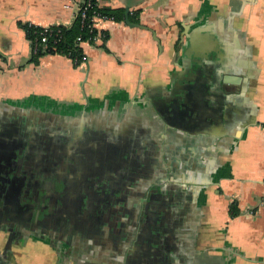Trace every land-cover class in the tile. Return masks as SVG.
<instances>
[{
  "label": "crops",
  "instance_id": "obj_1",
  "mask_svg": "<svg viewBox=\"0 0 264 264\" xmlns=\"http://www.w3.org/2000/svg\"><path fill=\"white\" fill-rule=\"evenodd\" d=\"M82 1L0 0V108L68 120V205L106 215L0 235V264H264V0L101 1L138 27L30 63L18 23L68 27Z\"/></svg>",
  "mask_w": 264,
  "mask_h": 264
},
{
  "label": "flooded vegetation",
  "instance_id": "obj_2",
  "mask_svg": "<svg viewBox=\"0 0 264 264\" xmlns=\"http://www.w3.org/2000/svg\"><path fill=\"white\" fill-rule=\"evenodd\" d=\"M67 121L46 112L0 108V235L6 250L29 234L53 230L56 222L68 224L70 233L88 234L105 218L104 208L68 205L65 188L71 181L62 178L73 168L65 159L72 151ZM60 200L66 206H58Z\"/></svg>",
  "mask_w": 264,
  "mask_h": 264
},
{
  "label": "trees",
  "instance_id": "obj_3",
  "mask_svg": "<svg viewBox=\"0 0 264 264\" xmlns=\"http://www.w3.org/2000/svg\"><path fill=\"white\" fill-rule=\"evenodd\" d=\"M101 1L105 0H83L89 7L85 11V17L80 14L73 20L70 26H50L46 31L42 27H37L29 23H18L19 28L24 32L26 39L31 44V56L29 62L38 65L40 59L49 55H60L70 59L77 67L83 63L84 53L80 46L82 42H92L96 35V30L91 28L94 15H100L114 22H123L125 20L124 10L109 9L101 6ZM83 3V5H84ZM139 12H133L129 15V20L133 24H139ZM103 33V43L99 46L105 48V42L108 35ZM42 39H45L42 42ZM229 217L236 218L239 215L237 203L233 202L229 206Z\"/></svg>",
  "mask_w": 264,
  "mask_h": 264
},
{
  "label": "built area",
  "instance_id": "obj_4",
  "mask_svg": "<svg viewBox=\"0 0 264 264\" xmlns=\"http://www.w3.org/2000/svg\"><path fill=\"white\" fill-rule=\"evenodd\" d=\"M83 1L82 3L76 8L75 12H74V16H73V19H75L78 14H80L81 17H85V11L87 10V8L89 7V4L83 5ZM103 21H109L108 19L100 16V15H94L93 16V19H92V24H91V28L95 29L96 30V35L95 37L92 39V42L90 43L89 41L87 42H82L80 43V46L83 44V43H88V44H91V45H94V46H100L102 43H103V33L102 31L98 28L99 27V24ZM50 27V26H49ZM49 27H42L44 28L46 31L48 30ZM45 39H42V42H44ZM30 48H31V44H30ZM31 52H32V49H31ZM86 61V58L84 56V59H83V63ZM262 128L264 129V125L262 126Z\"/></svg>",
  "mask_w": 264,
  "mask_h": 264
},
{
  "label": "water",
  "instance_id": "obj_5",
  "mask_svg": "<svg viewBox=\"0 0 264 264\" xmlns=\"http://www.w3.org/2000/svg\"><path fill=\"white\" fill-rule=\"evenodd\" d=\"M131 7H132V6H130V5H126V7H125V23H126L127 25H129V26H137V27H138V25L132 24V23H130V21H129V9H130Z\"/></svg>",
  "mask_w": 264,
  "mask_h": 264
}]
</instances>
